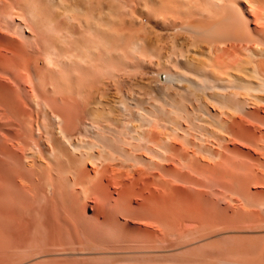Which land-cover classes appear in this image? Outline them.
<instances>
[{
	"label": "bare ground",
	"instance_id": "obj_1",
	"mask_svg": "<svg viewBox=\"0 0 264 264\" xmlns=\"http://www.w3.org/2000/svg\"><path fill=\"white\" fill-rule=\"evenodd\" d=\"M1 256L264 264V0H0Z\"/></svg>",
	"mask_w": 264,
	"mask_h": 264
},
{
	"label": "rangeland",
	"instance_id": "obj_2",
	"mask_svg": "<svg viewBox=\"0 0 264 264\" xmlns=\"http://www.w3.org/2000/svg\"><path fill=\"white\" fill-rule=\"evenodd\" d=\"M3 257H4V256H1V257H0V262L2 261L0 264H5L6 261H7V258H6V257L3 258ZM2 258H3L4 260H3ZM109 260H112V259H109ZM113 260H114V259H113ZM3 262H4V263H3Z\"/></svg>",
	"mask_w": 264,
	"mask_h": 264
}]
</instances>
